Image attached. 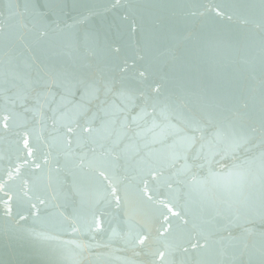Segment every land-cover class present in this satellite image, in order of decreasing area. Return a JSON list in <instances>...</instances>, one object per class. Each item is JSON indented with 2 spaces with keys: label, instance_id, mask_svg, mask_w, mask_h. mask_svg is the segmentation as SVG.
<instances>
[{
  "label": "water",
  "instance_id": "95a60500",
  "mask_svg": "<svg viewBox=\"0 0 264 264\" xmlns=\"http://www.w3.org/2000/svg\"><path fill=\"white\" fill-rule=\"evenodd\" d=\"M0 264H264V0H0Z\"/></svg>",
  "mask_w": 264,
  "mask_h": 264
}]
</instances>
